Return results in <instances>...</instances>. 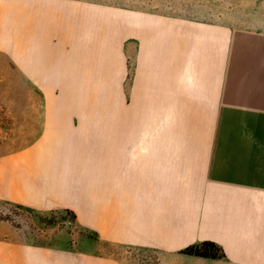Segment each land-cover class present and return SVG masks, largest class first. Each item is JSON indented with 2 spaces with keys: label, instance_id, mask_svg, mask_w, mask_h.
Wrapping results in <instances>:
<instances>
[{
  "label": "crops",
  "instance_id": "1",
  "mask_svg": "<svg viewBox=\"0 0 264 264\" xmlns=\"http://www.w3.org/2000/svg\"><path fill=\"white\" fill-rule=\"evenodd\" d=\"M16 3L18 51L0 48L42 93V128L0 160V199L38 209L78 200L102 241L155 250L162 264H264V0L225 3L208 20L129 16L123 33L141 41L145 78L128 106L117 83L112 99L101 81L89 98L90 65L109 69L104 23L91 27L72 1ZM203 241L225 257L180 253ZM41 262L38 248L0 242V264Z\"/></svg>",
  "mask_w": 264,
  "mask_h": 264
},
{
  "label": "rangeland",
  "instance_id": "2",
  "mask_svg": "<svg viewBox=\"0 0 264 264\" xmlns=\"http://www.w3.org/2000/svg\"><path fill=\"white\" fill-rule=\"evenodd\" d=\"M66 1L68 3L72 1L78 5L73 7L75 9L82 8L84 13L87 10L90 26L94 29L104 23L105 58L109 69L105 71L102 77L94 74L90 65L88 79L92 91H90L89 98H95V87L101 81L112 99L111 89L117 83L119 98L123 102L122 104L128 106L130 100L134 98L131 88L137 77L145 78L144 74L141 73L138 58L141 41L133 35L129 36L123 33V28L127 27L129 16L145 19L160 16L177 18L195 14L200 19L208 20L220 15L223 8L221 6L225 3L237 7L249 0ZM6 5L4 0L0 1V6L6 8ZM8 8H11L12 19L15 21L16 0H13ZM236 14L240 13L237 12ZM116 21H119L118 25H121V32L114 36L112 28L113 22ZM13 24L9 27L7 24H0V33H6L10 28L12 34H15L16 22L14 26ZM91 27L90 57L96 56L97 51L96 35H91ZM140 56L144 60V55L140 53ZM113 67H115L114 72ZM42 99V93L31 86H27L26 80L19 74L16 59L9 56L5 49L0 48V160L8 156L14 158L33 144L42 128ZM5 202L18 204L0 199V215L2 212L3 217H10V219L15 220L13 223L0 220V242L38 248L41 252L42 264L49 263V255L53 256L52 264H66L64 261L71 258L76 261L102 258L116 260L120 264H162L160 253L155 250L123 247L102 241L93 230L81 223L78 200L65 207L51 209H38L18 204L27 207L30 212L17 210L12 206L5 205ZM64 209L72 211L76 216V221H74L73 214L58 216L53 221L51 219V222H48L49 217L44 220L41 217L45 218V216L39 214L50 210L61 211ZM69 253L74 255L70 256ZM54 257H56L55 261Z\"/></svg>",
  "mask_w": 264,
  "mask_h": 264
},
{
  "label": "trees",
  "instance_id": "3",
  "mask_svg": "<svg viewBox=\"0 0 264 264\" xmlns=\"http://www.w3.org/2000/svg\"><path fill=\"white\" fill-rule=\"evenodd\" d=\"M5 205H9L14 207L17 210L20 211H26V212H30L29 209L27 207H24L22 205H18V204H12V203H8L5 202ZM40 216H45L41 217L42 219H46L47 217L50 218V220L48 222H51L57 218L58 216H63V215H72L73 212L68 210V209H64V210H50L48 212H43V213H39ZM18 217V215H15ZM73 218L74 221H76V216L73 214ZM0 220L1 221H7V222H15V220L10 219V217H3V213L1 212L0 215ZM42 223H44V221H42ZM96 234V233H95ZM98 239V238H97ZM182 254L185 255H190V256H196V257H203V258H212V259H222L225 257V253L223 251V249L218 246L217 244H215L214 242L211 241H203V242H199L196 244H192L187 246L186 248L182 249L181 252Z\"/></svg>",
  "mask_w": 264,
  "mask_h": 264
},
{
  "label": "bare ground",
  "instance_id": "4",
  "mask_svg": "<svg viewBox=\"0 0 264 264\" xmlns=\"http://www.w3.org/2000/svg\"><path fill=\"white\" fill-rule=\"evenodd\" d=\"M4 1L6 2L7 7L3 8V6H0V22L2 24H7V26L9 27L13 23L15 24V21H13L12 19V10L11 8H8L11 6V3H13V0H4ZM0 47L10 49L12 51L17 52L18 51V40H17L16 34H12V31L4 33L3 37L0 34Z\"/></svg>",
  "mask_w": 264,
  "mask_h": 264
}]
</instances>
